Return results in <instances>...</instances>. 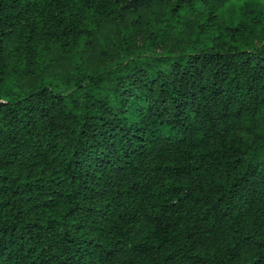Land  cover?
I'll return each mask as SVG.
<instances>
[{
  "label": "trees",
  "instance_id": "16d2710c",
  "mask_svg": "<svg viewBox=\"0 0 264 264\" xmlns=\"http://www.w3.org/2000/svg\"><path fill=\"white\" fill-rule=\"evenodd\" d=\"M0 264H264V0H0Z\"/></svg>",
  "mask_w": 264,
  "mask_h": 264
}]
</instances>
